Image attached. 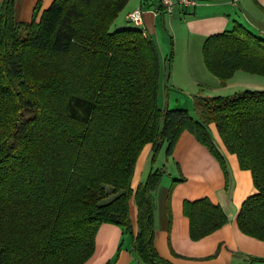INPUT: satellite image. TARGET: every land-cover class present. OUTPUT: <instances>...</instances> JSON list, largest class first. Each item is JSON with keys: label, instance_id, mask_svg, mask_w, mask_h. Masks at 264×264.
Masks as SVG:
<instances>
[{"label": "trees", "instance_id": "trees-1", "mask_svg": "<svg viewBox=\"0 0 264 264\" xmlns=\"http://www.w3.org/2000/svg\"><path fill=\"white\" fill-rule=\"evenodd\" d=\"M15 1L0 9V264H84L103 223L134 233L132 198L133 252L145 264H173L155 243L165 171L152 169L136 190L132 178L146 144L153 164L186 130L227 175L210 123L257 189L238 226L264 240L263 89L199 97L197 118L162 108L157 42L135 23L111 29L129 0H54L41 14L37 3L30 21L16 20ZM203 59L222 86L238 69L264 76V38L235 22L205 39ZM183 211L193 240L228 222L208 197L186 200Z\"/></svg>", "mask_w": 264, "mask_h": 264}, {"label": "crops", "instance_id": "crops-1", "mask_svg": "<svg viewBox=\"0 0 264 264\" xmlns=\"http://www.w3.org/2000/svg\"><path fill=\"white\" fill-rule=\"evenodd\" d=\"M3 1L0 0V9ZM53 1L16 0V20L24 21L29 17L31 20L37 3L41 5V14ZM214 1L198 0L196 6L178 7L174 13L168 15L157 14L154 11L159 0H137L136 4H132L127 11L126 20L132 23L128 18V13L136 8L144 9L143 23L137 26L157 42L161 53H163L160 49L161 43L166 41L165 33H162L160 29L161 25L168 26L169 32L171 29L176 30L184 25L188 39L193 41L198 39L202 45L208 36L221 33L230 26L233 7L237 8L236 2H234L230 4L232 6L230 12H228L230 8L228 11L219 12L215 10L218 7H214V4L218 2ZM261 4H263L261 7L264 8V2ZM242 16L246 21L243 23L251 26V28L245 27L264 38V18L250 16L248 19L243 13ZM186 49L189 51L190 42L187 43ZM186 54V65L189 69L185 81L187 82L189 77L191 84H196V81L201 82L200 78H208L201 71L204 59L200 57L199 60L197 56L193 59V55L189 59V52ZM169 55L170 53L167 52L165 63H168ZM169 69V63L164 68L161 63L158 100L161 88L166 101L167 94L169 99V92L166 94V81L169 83L174 81ZM193 75L196 76L195 79L192 78ZM217 85L221 86L220 80L214 83V86ZM254 89L264 90L257 86ZM209 127L219 151L224 156L227 175L220 160L199 142L194 134L186 130L178 139L172 155L166 156V152L163 153L165 144L153 164L151 163L152 143L144 146L136 163L132 188L136 190L152 169L159 168L165 171L162 182L155 192V243L160 254L173 264H264V240L245 234L237 223L242 203L247 197L257 192L252 173L248 169H242L237 155L228 151L219 136L215 123H210ZM176 179L179 181L174 182ZM203 197H208L212 202L219 204L226 212L228 222L211 234L193 240L190 235V220L183 211L184 202ZM130 216L133 234L112 223H103L100 226L96 235L95 252L84 264H105L107 262L111 264H145L132 250L134 236L138 232V207L134 198L130 200Z\"/></svg>", "mask_w": 264, "mask_h": 264}, {"label": "rangeland", "instance_id": "rangeland-1", "mask_svg": "<svg viewBox=\"0 0 264 264\" xmlns=\"http://www.w3.org/2000/svg\"><path fill=\"white\" fill-rule=\"evenodd\" d=\"M137 0H129L127 5L120 11L119 15L113 22L111 29H119L122 27H129L132 26V23L127 22L126 20V13L129 10L130 6L132 4H136ZM218 3L214 4L215 10L217 11H228L229 8L231 11L232 6L230 5L231 3L236 2L237 8H234L233 14L231 15V24L230 26L225 29V30H231L233 29L235 22H240L244 26H247L248 28H251L246 22L242 16V13L245 14V16L250 19L251 17H263L264 18V8L261 7V4L263 1L258 0L257 3L255 0H215ZM214 1V2H215ZM252 9H251V7ZM259 9V10H258ZM212 10V7H211ZM242 10V13H241ZM239 19H238V17ZM237 18V19H235ZM30 17L27 19H24V21H29ZM236 20V21H234ZM135 26V25H133ZM138 27V26H137ZM139 28V27H138ZM169 27H163V25L160 26V29L162 30V33L164 34L165 40L162 41L160 49L162 50L163 53H161V63L163 68L166 67V65H170V74L171 78H174V81H171V83L166 81V94L169 92V99H168V94H167V101L163 95V89L161 88L160 94H159V102L162 107H168V108H182V109H188L191 111V113L194 115V117H199V111L197 108V99L199 97H210V96H218V95H229L234 92L249 88V89H254L255 86L264 88V76L255 74V73H250L242 69L236 70L234 76L230 81H228L227 85L225 86H214V83L216 81H219L217 76H215L213 73L210 72V70L206 67L205 63L202 66L201 71H203L208 78L206 79H201L200 81H196V84H191L190 78L188 77L187 82L185 81V77L187 76V71L189 68H187L186 65V57H187V52H189V59H191L193 55V59L195 56H197V59L199 57H202L203 59V47L200 40H189L187 36V32L184 29V25H181L178 27L176 30L171 29L169 32L167 29ZM190 42V49L187 51V43ZM168 45V48H167ZM167 52L172 54L169 56V61L168 63H165V57L167 56ZM204 61V60H203ZM198 70V69H197ZM191 71V69H190ZM240 71V72H238ZM193 79L196 78V76H192ZM215 80V81H214ZM232 84V86H231ZM250 87H248V86ZM243 86V87H241ZM217 89H214V88ZM165 90V86H164ZM200 91V93H199ZM170 103V104H169ZM167 104V105H166ZM167 150V143L164 148L163 153H165ZM162 153V156L164 154ZM167 156V154H166Z\"/></svg>", "mask_w": 264, "mask_h": 264}, {"label": "built area", "instance_id": "built-area-1", "mask_svg": "<svg viewBox=\"0 0 264 264\" xmlns=\"http://www.w3.org/2000/svg\"><path fill=\"white\" fill-rule=\"evenodd\" d=\"M198 0H159V4L155 7V12L157 14L165 13L172 14L178 7H190L196 6ZM145 10L142 8H136L133 11L128 13V18L130 21L137 25L143 23V14Z\"/></svg>", "mask_w": 264, "mask_h": 264}]
</instances>
